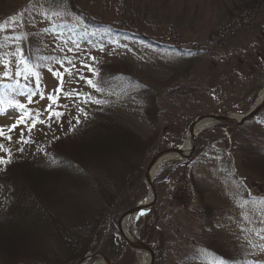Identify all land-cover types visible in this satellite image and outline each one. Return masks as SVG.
I'll return each instance as SVG.
<instances>
[{
  "label": "rangeland",
  "instance_id": "obj_1",
  "mask_svg": "<svg viewBox=\"0 0 264 264\" xmlns=\"http://www.w3.org/2000/svg\"><path fill=\"white\" fill-rule=\"evenodd\" d=\"M2 1H5L3 14L7 21L10 17L23 14L22 23H17L14 30L6 28L5 32L21 38L25 34L24 37H29L32 42L42 43L47 57L55 58L48 59L47 67L36 66L34 71L39 72L41 82L38 93H43L44 98L37 94L31 104H28L26 95H20L15 83L19 79L20 85L27 84L30 91L35 90L34 77L25 80L15 76L17 57L12 54L21 44L19 41L9 48L7 62L3 63L11 61L9 77H3L5 68L0 64V81L12 85V92L1 94L0 111L3 114H0V127L4 128L5 135L0 137V144L10 150L13 164L25 159L26 164H35L39 160L42 167L46 165L45 159L49 154L41 150L50 145L49 139L61 136L69 126L77 123L74 117L80 118L79 108L95 109L98 105L83 104L75 97L59 94V101L53 108L64 115L59 120L55 117L49 120L45 111L49 104L47 97L57 95L53 89L60 82L47 70L48 67L63 73L64 93H92V87L78 77L92 78L93 69L90 71L84 65H91L92 68L94 62L109 64L119 71L126 69L139 82L154 89L162 111L155 123L144 117L145 103L142 100L128 99L122 101L120 107L118 104L113 107L126 124L142 137L143 143L154 144V155L166 148L181 147L190 124L199 116L246 113L254 106L264 87V0L79 2V7L95 14L101 21L122 24L123 28H128L125 21L137 25L134 31L150 40L129 38L127 34L103 40L46 35L43 34L45 27L65 18L62 15L64 0ZM65 69H71V75ZM17 102L27 104L28 111L32 113L40 112L39 118L45 122L38 123L31 133L24 124L9 132L22 114L13 106ZM214 126L200 132L196 139L200 148L187 162L165 165L156 173L154 185L158 198L151 215L152 225L146 227L149 220L147 214L134 221V234L141 239L145 234L151 241L154 263L159 254L161 264H208L206 257L210 256V251L207 249L211 247L222 253L237 251L256 263L264 264V251L260 247L253 248V245L264 246V179L253 172L249 164L243 167L242 158L249 156L250 152L247 149L240 151L234 143L226 146L219 138L221 128ZM246 126L249 133L264 138V114L255 116ZM22 131L24 138L31 140L30 143H17ZM9 135L11 141L7 139ZM21 148L23 151L19 150ZM154 155L146 159L148 164ZM0 157L7 159L8 152L0 151ZM5 166L0 165V170ZM92 172L97 174L94 170ZM95 178L90 176L87 181L94 183ZM144 182V188L140 187L132 195L129 192L121 201L131 199L133 207L143 203L149 196L145 179ZM255 182H262L263 185H256ZM10 191L9 186L0 182V216L7 212L6 206L11 203ZM44 201L47 206L44 213L57 216L56 194L52 200ZM129 209L122 211L118 217H109L106 212L94 234L81 233L86 245H95L96 248L88 249L76 264H80L86 256L90 258L83 264H95L102 257L94 253L105 255L111 264H141L140 252L122 243L115 235L120 217ZM52 231L51 225L40 230L45 235L44 249L49 256L55 249ZM104 250L113 257L110 258ZM31 253L22 252V255L32 258L34 255ZM26 260L13 262L0 250V264L41 263Z\"/></svg>",
  "mask_w": 264,
  "mask_h": 264
},
{
  "label": "trees",
  "instance_id": "obj_2",
  "mask_svg": "<svg viewBox=\"0 0 264 264\" xmlns=\"http://www.w3.org/2000/svg\"><path fill=\"white\" fill-rule=\"evenodd\" d=\"M80 1L82 0H64L62 15L65 18L45 27L43 34L91 40L127 34L129 38L150 40L146 35L136 33L134 30L138 26L131 25L129 21H125L128 28L115 22L101 21L95 14L79 7ZM4 2H0V24L7 22L6 15L3 14ZM232 18L236 16L232 15ZM5 31L6 28L0 31V44L4 45L0 48L3 63L7 62L9 48L19 41L21 44L17 43L16 47L23 49L28 67L35 66L34 70H37L36 66L49 65V60L46 59L49 57L45 54L42 43L32 42L29 37H24L25 34L21 38ZM6 36L13 38L5 40ZM92 69L91 79L102 89L101 92H96L92 88V97L107 102L96 105L95 109L84 110L87 115L80 112L79 123L69 126L61 136L49 139L50 145H45L41 150L42 153L49 154L43 167L39 160L35 164H26L25 159H19L0 170V182H4L11 190V203L6 206L7 212L0 216V250L5 257L12 258L13 262L29 259L31 262H41L40 264L50 261L55 264L78 263L88 249L96 248L95 245H86L81 233L92 234L97 230L106 212L109 217H118L122 211L133 207L131 199H121L129 192L132 195L140 187H145L144 173L148 167L146 159L154 155L156 149L153 150V143H143L142 137L126 124L122 115L116 113L113 107L117 104L120 107L122 101L128 99L142 100L145 103L144 117L155 123L162 114L158 94L150 86L139 82L126 69L119 71L101 62L92 63ZM4 85L10 84L0 81L1 100V94L12 92V87ZM262 114L264 108L256 116ZM247 124L248 122L241 126L217 124L214 128H221L219 138L226 146L234 143L240 151L247 149L250 152L249 156L242 158L243 167L249 164L252 171L264 179V138L260 139L249 133ZM199 148L200 142L197 141L195 152ZM90 176L96 177L94 183L87 181ZM255 184L263 185L262 182ZM54 193L59 214L49 216L44 213L47 209L44 199L52 200ZM153 211L152 209L147 213L149 220L146 227L153 223ZM49 225L53 226L55 243L51 256L45 252L46 238L40 232L41 228ZM115 235L122 243L127 244L118 228ZM142 239L152 246L145 234ZM154 250L157 251L155 248ZM207 250L210 251V256L206 257L208 264H260L237 251L222 253L211 247ZM104 251L110 258L113 257L109 251ZM22 252H34L31 253L34 256L24 258ZM154 264H161L159 254Z\"/></svg>",
  "mask_w": 264,
  "mask_h": 264
},
{
  "label": "snow or ice",
  "instance_id": "obj_3",
  "mask_svg": "<svg viewBox=\"0 0 264 264\" xmlns=\"http://www.w3.org/2000/svg\"><path fill=\"white\" fill-rule=\"evenodd\" d=\"M23 21V14L20 13L18 14V16H13L10 17L9 20L7 22H5L4 24H0V31H3L5 28H13L14 30V26L17 23H22ZM31 23V21H30ZM13 37H4L5 40H9L12 39ZM4 45L0 44V48H3ZM69 51H72V49H69ZM13 56L17 57L16 60V71H15V76L16 77H22L23 79L27 80L29 77H34L35 80V90H29L28 89V85L24 84V85H20V81L19 79L16 80V87L20 89V95H26L27 96V100H28V104L34 103L33 101V96H36L37 94L40 95V98L43 99L44 98V94L43 93H38L39 88L41 87V82H40V74L39 72H35L34 68L35 66H33V68H29L27 66V61L24 57V52L22 48H17L16 52H14L12 54ZM46 59H55V58H46ZM93 60H95V57H92ZM56 63H60L63 64L62 61H56ZM68 63H72L71 61H68ZM0 64H3V58L0 57ZM5 71L3 72V77H9L11 75V61H9L8 64H3ZM73 67H75V65H73ZM84 67L88 68L90 71H92L91 65H84ZM49 72H51L53 74V76L60 82L54 89L53 92L57 93V95H48L47 99L49 101V104L47 105V107L45 108V111L48 112V119L51 120L53 117H55L57 120H59L64 113L61 111L56 110L55 108H53V105H55L58 101H59V94H63L66 95L68 97H75L77 101H82L83 104H98V105H102L104 103H106V100H100V99H93L92 95L89 93H81L78 91H73L71 93H64L63 91V81H64V76L63 73L57 69H53L52 67H48L47 69ZM65 71H67L69 73V75H71V69H65ZM79 79H83L84 82L89 85L90 87H92L93 89H95L96 92H101L102 89H100L99 87L96 86V82H94L90 77H84V76H79ZM4 87H12V85H4ZM14 107L18 108L20 110V112L22 113L20 115V117L17 119L16 123H14L11 128L9 129V132H11L12 130H14L15 128H17L20 124H24L27 129L28 132L31 133L32 129H34L36 127V125L38 123H44V120H41L40 117V112H36V113H32L30 111H28V107L27 104L21 103V102H17L13 105ZM80 112L84 113L85 115H87L86 112H84L83 108H79L78 109ZM0 114H3V111H0ZM74 119L76 120L77 123H79V117H74ZM28 120H31V123H28ZM5 135V131L3 127H0V137H3ZM7 139L9 141H11L12 137L9 135L7 136ZM30 143L31 140L30 139H25L24 138V132H21L20 135V140L17 141V143ZM20 151H23V149H19ZM0 151H7L8 152V158L5 159L4 157H0V165L3 164H7L11 162V152L10 150L5 149L3 144H0ZM144 213H141V215H143ZM262 239H264V237H262ZM251 243V242H249ZM255 247H260L262 251H264V246L261 245H253V248ZM223 259V258H222Z\"/></svg>",
  "mask_w": 264,
  "mask_h": 264
},
{
  "label": "water",
  "instance_id": "obj_4",
  "mask_svg": "<svg viewBox=\"0 0 264 264\" xmlns=\"http://www.w3.org/2000/svg\"><path fill=\"white\" fill-rule=\"evenodd\" d=\"M263 107H264V97L260 102L256 101L254 106L245 114H241V115L240 114H225V115L207 114V115L199 116L190 124L189 129H188L189 132L193 133V142H192V146H191L189 152H186L184 150L183 146H181L179 148H175V147L166 148V149L160 151L158 154H156L151 159V161L149 162V165L147 167V170L144 174V178H145V181L148 185L149 191L152 193L151 201H149L147 203L138 204L137 206L128 210L124 215H122L120 217L119 222H118L119 231H120L121 235L123 236V238L125 239V241L128 243V245L132 249H134L138 252H148L150 254L149 264H154L155 254H154L153 249L133 233L132 227H131V230L129 233L124 232V229L122 227V221L125 218V216H132V217L139 216V215H141V213H147L148 211H150L155 206L157 198H158V193H157V189L154 185L153 179L151 178V171H152V169H154V167L156 165L155 164L156 159L158 157L165 156L166 154L173 153V154L178 155V157L180 158L179 161H181V162L187 161L191 158V156L193 155V153L195 151L196 139H197V135L200 133V131H202V130L210 127V126L216 125V124H234L237 126H241L244 123H246L247 121L254 118L262 110ZM198 124H203L204 126L196 134L194 129H195L196 125H198ZM94 255H100L106 264H111L105 255L99 254V253H94ZM89 258H90V256L85 257L81 261L80 264H83L84 261L86 259H89Z\"/></svg>",
  "mask_w": 264,
  "mask_h": 264
},
{
  "label": "bare ground",
  "instance_id": "obj_5",
  "mask_svg": "<svg viewBox=\"0 0 264 264\" xmlns=\"http://www.w3.org/2000/svg\"><path fill=\"white\" fill-rule=\"evenodd\" d=\"M264 97V87L262 88V90L259 93L257 102H260ZM203 124H198L196 125L194 131L197 134L198 131L201 130V128L203 127ZM192 142H193V133L192 132H187L186 136H185V140L183 143V148L186 152H189L191 146H192ZM180 160V158L178 157V155L173 154V153H169L166 154L165 156L162 157H158L156 159V165L154 167V169H152L151 171V178L154 179L156 173L158 172V170L162 167V165L167 164V163H175L178 162ZM152 199V193H149L148 198L143 202V203H147L149 201H151ZM138 216H125V218L122 221V227L124 229V232L129 233L131 230V227H133L134 221L136 220ZM140 261L141 264H149L150 262V254L148 252H141L140 253ZM95 264H106L105 261L101 258L98 261L95 262Z\"/></svg>",
  "mask_w": 264,
  "mask_h": 264
}]
</instances>
